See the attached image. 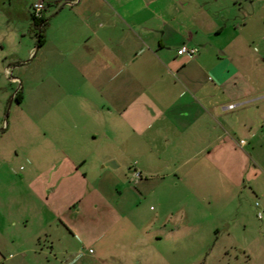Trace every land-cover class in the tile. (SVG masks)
<instances>
[{"label":"crops","instance_id":"0c3cea01","mask_svg":"<svg viewBox=\"0 0 264 264\" xmlns=\"http://www.w3.org/2000/svg\"><path fill=\"white\" fill-rule=\"evenodd\" d=\"M62 1L71 3L58 8ZM248 1L252 12L239 29L228 0H61L32 38L11 9L0 74L21 47L33 56L15 69L28 130L22 149L32 166L36 153L43 159L53 191L67 175L94 187V178L122 167L128 182L133 169L142 173L133 185L143 196L147 178L161 175L179 187L206 185L216 173L220 187L238 189L239 158L252 156L244 148H264V63L245 53L251 41L243 34L264 27V0ZM182 45L196 55H179ZM28 176L16 183L28 185Z\"/></svg>","mask_w":264,"mask_h":264},{"label":"rangeland","instance_id":"374dc122","mask_svg":"<svg viewBox=\"0 0 264 264\" xmlns=\"http://www.w3.org/2000/svg\"><path fill=\"white\" fill-rule=\"evenodd\" d=\"M34 1L0 0V37L13 8L14 23L28 38L35 36L38 27L27 11ZM59 1L44 0V17ZM248 2H227L230 13L239 10V29L252 12ZM248 27L243 34L251 44L244 51L262 65L257 43L264 27ZM18 52L0 74V264H264V148H244L252 156L239 158L238 189L220 187L216 173L206 185L196 180L179 187L173 176L161 175L147 178L150 189L143 196L122 167L94 178V187L67 175L54 192L43 159L36 153L32 166L22 149L28 130L14 99L22 87L15 69L33 56L23 55V47ZM26 172L28 185L17 184Z\"/></svg>","mask_w":264,"mask_h":264},{"label":"built area","instance_id":"2783aa9c","mask_svg":"<svg viewBox=\"0 0 264 264\" xmlns=\"http://www.w3.org/2000/svg\"><path fill=\"white\" fill-rule=\"evenodd\" d=\"M66 3H71V2H66ZM31 9H32V15L35 19H40L42 17V12L45 9V5H44V0H36L32 3L31 5ZM264 40V37H263ZM198 49L196 47H191V46H187V45H182L178 50L177 53L179 55H185L187 57H194L197 53ZM12 81L17 82V79H15L14 77L10 78ZM235 105H229V108H233ZM244 141H240V145H243ZM143 178L142 173L137 170V169H133L130 172V176H129V182L130 183H135L136 181L140 180ZM257 205V203H256ZM258 217H261V212L257 213Z\"/></svg>","mask_w":264,"mask_h":264},{"label":"trees","instance_id":"16d2710c","mask_svg":"<svg viewBox=\"0 0 264 264\" xmlns=\"http://www.w3.org/2000/svg\"><path fill=\"white\" fill-rule=\"evenodd\" d=\"M45 23V20L43 17H41L40 19H34V24L36 27H38V25H43ZM41 29V27H40ZM43 39H42V35L40 32L37 33V45H40L42 43ZM15 100L17 102H21L22 101V96H21V89H19L15 96H14Z\"/></svg>","mask_w":264,"mask_h":264},{"label":"water","instance_id":"95a60500","mask_svg":"<svg viewBox=\"0 0 264 264\" xmlns=\"http://www.w3.org/2000/svg\"><path fill=\"white\" fill-rule=\"evenodd\" d=\"M107 165L112 167L113 166V162H109Z\"/></svg>","mask_w":264,"mask_h":264}]
</instances>
